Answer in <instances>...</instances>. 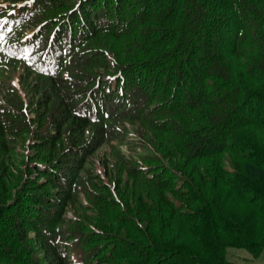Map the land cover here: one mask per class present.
Segmentation results:
<instances>
[{"label": "trees", "instance_id": "16d2710c", "mask_svg": "<svg viewBox=\"0 0 264 264\" xmlns=\"http://www.w3.org/2000/svg\"><path fill=\"white\" fill-rule=\"evenodd\" d=\"M20 1L0 0V263L258 256L264 0Z\"/></svg>", "mask_w": 264, "mask_h": 264}, {"label": "rangeland", "instance_id": "374dc122", "mask_svg": "<svg viewBox=\"0 0 264 264\" xmlns=\"http://www.w3.org/2000/svg\"><path fill=\"white\" fill-rule=\"evenodd\" d=\"M21 3H23V1L18 0V4L20 5ZM154 13H156V11H154ZM35 30H36V28H35ZM11 49H13V48H11ZM14 53L15 52H12V54H14ZM94 57H96V55H94ZM21 73H22V65H20V68L15 70V71L9 70L8 73L4 77V78H6L4 80L8 79L9 80L8 82H10L11 85H15V86H17L18 89H20ZM5 83H6V81L0 82V98L4 95L3 92L6 89ZM10 83H7V84H10ZM22 92H24V89ZM246 132L248 134L247 130H246ZM20 143L21 142H19V144ZM80 202H83V199L81 197H80ZM96 208H97V204H95L93 200H90L87 204V209H88L87 214L95 213ZM73 215L74 214L70 210H64V212H63V217H69L70 218V217H73ZM227 259L231 262H236L237 264H264V250L258 256L254 257L251 254H249L248 251L244 248H239V247L228 248L227 249ZM0 264H6V263H5V261L4 262L2 261Z\"/></svg>", "mask_w": 264, "mask_h": 264}, {"label": "bare ground", "instance_id": "6f19581e", "mask_svg": "<svg viewBox=\"0 0 264 264\" xmlns=\"http://www.w3.org/2000/svg\"><path fill=\"white\" fill-rule=\"evenodd\" d=\"M16 107V106H15Z\"/></svg>", "mask_w": 264, "mask_h": 264}]
</instances>
